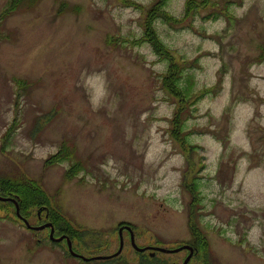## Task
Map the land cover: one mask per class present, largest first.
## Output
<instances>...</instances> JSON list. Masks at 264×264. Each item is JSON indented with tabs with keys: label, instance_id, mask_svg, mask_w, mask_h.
I'll return each instance as SVG.
<instances>
[{
	"label": "rangeland",
	"instance_id": "obj_1",
	"mask_svg": "<svg viewBox=\"0 0 264 264\" xmlns=\"http://www.w3.org/2000/svg\"><path fill=\"white\" fill-rule=\"evenodd\" d=\"M188 1L0 0V179L38 181L63 222L20 214L93 257L0 201V264H139L127 226L111 257L123 222L139 247L200 231L196 264H264V0Z\"/></svg>",
	"mask_w": 264,
	"mask_h": 264
},
{
	"label": "trees",
	"instance_id": "obj_2",
	"mask_svg": "<svg viewBox=\"0 0 264 264\" xmlns=\"http://www.w3.org/2000/svg\"><path fill=\"white\" fill-rule=\"evenodd\" d=\"M12 3L9 4V6L5 9V11L3 12L2 15H6L8 14L12 8L15 6L16 4V0H11ZM168 3V0H157L156 4L154 5L157 6L160 3L165 5V3ZM191 0L188 1L187 3V7H186V13L187 15L190 13V11H193V9L196 6V3H193L191 6ZM191 8V10H190ZM196 9V8H195ZM195 12V10H194ZM171 67V64H170ZM179 70H175V69H170L169 70V76H171V83L167 86V89L172 92L175 93L176 95H182L181 98L184 97H188L190 96V94L192 93V87H189L190 85H180L179 86ZM174 79V81H172ZM190 79V78H189ZM179 91H178V90ZM177 117V116H176ZM176 117L174 118V120L176 119ZM174 120H172V124L174 123ZM180 127L177 126V123L173 125V130L172 131H176V129H178ZM177 132V131H176ZM68 153L65 152V150H61L59 151L56 155H53L51 158H49L47 160V164L48 165H53L55 163L61 162L65 159L66 155ZM74 171L73 167L72 169H70L68 171V174L72 173ZM26 179V180H25ZM188 186L191 185V188H194L195 184L191 183V184H187ZM0 187H1V192H3L2 194H4L5 196H9V197H14L17 196V198L19 199V203H20V208H22V210H27L30 205L33 206H47L50 209V214H49V220L53 221L55 224L58 223L59 221L63 222L64 217L62 216L61 212L59 210H57L56 208H51V199H48L46 191L43 189L42 185L35 180H31V179H27V178H23V179H19V180H13V179H6V178H1L0 179ZM192 203H195L192 201ZM191 203V204H192ZM31 213H28V215L26 216H30ZM25 216V217H26ZM66 225H68L69 230L66 232V234L71 235L70 230H72L69 225V223H67ZM74 234L78 233L76 235V238H81L83 237L85 234L82 233L80 230H73ZM102 232V231H101ZM95 233V232H94ZM93 233V234H94ZM193 234L196 237V241L198 242L200 240V231L196 232L193 229ZM208 243L206 242L205 245H207ZM141 261L139 264H157L158 261L155 258H151L150 256H145L144 254L141 255ZM118 259V258H117ZM109 261V260H108ZM118 261H121L120 259ZM163 264V263H160Z\"/></svg>",
	"mask_w": 264,
	"mask_h": 264
},
{
	"label": "water",
	"instance_id": "obj_3",
	"mask_svg": "<svg viewBox=\"0 0 264 264\" xmlns=\"http://www.w3.org/2000/svg\"><path fill=\"white\" fill-rule=\"evenodd\" d=\"M0 201H12L14 202L15 206H16V210H17V216L25 223V225L30 228V229H34V230H37V231H40V230H43L45 228H50V238L51 240L55 241V242H61L63 240H67V243H68V248H69V251L70 253L73 255V256H76V257H79L85 261H89L90 258H86L84 257L83 255H80V254H77L74 250H73V244H72V241L71 239L64 235L62 237H59V238H56L55 237V228H54V225L50 222V223H46L42 226H38V227H33L32 225H30V223L28 222L27 219H25L21 214H20V209L18 207V202L14 199V198H3L0 196ZM42 210H40L39 214H41ZM123 228V227H122ZM120 229L119 233H120V249L118 250V252H116L115 254H113L111 257H116L118 255H120V253L122 252L123 250V246H124V238H123V235H122V231L123 229ZM130 233H131V242H132V246L135 248V250L139 251V252H145L147 250H152L154 252L151 253V256L153 257L156 252H162V253H178L184 249H188L190 251V254L189 256L185 259L184 263L183 264H188L195 252L194 248L191 247V246H183V247H180V248H177V249H174V250H169V249H165V248H154V247H151V248H140L137 246V244L135 243V239H134V234H133V231H132V227L130 226H127L126 227ZM111 257H105V258H102L101 256L99 257H95V260H100V259H108V258H111Z\"/></svg>",
	"mask_w": 264,
	"mask_h": 264
},
{
	"label": "flooded vegetation",
	"instance_id": "obj_4",
	"mask_svg": "<svg viewBox=\"0 0 264 264\" xmlns=\"http://www.w3.org/2000/svg\"><path fill=\"white\" fill-rule=\"evenodd\" d=\"M0 191H1V188H0ZM0 196H2V195H0ZM2 197H5V196H2ZM192 236H193L192 239L189 240L191 243L190 244L189 243H186V244H188L189 246H192L195 249V252H194L193 257L191 258V261H190L189 264H194V263L196 264V259L199 256L198 254H199L200 245L203 244V243L205 244L207 242V239L205 238V236L204 237L203 236L202 237L200 236V240L197 242L196 240L193 241V238H196V237L194 235H192ZM153 247H155V246H153ZM186 251H187V255H186L185 259L190 254V252L188 250H186ZM185 259H184V261H185Z\"/></svg>",
	"mask_w": 264,
	"mask_h": 264
}]
</instances>
